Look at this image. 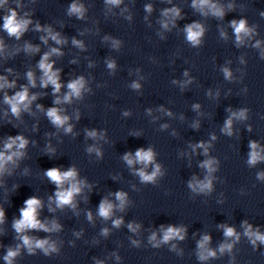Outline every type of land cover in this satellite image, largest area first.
Instances as JSON below:
<instances>
[{"label":"clouds","instance_id":"1","mask_svg":"<svg viewBox=\"0 0 264 264\" xmlns=\"http://www.w3.org/2000/svg\"><path fill=\"white\" fill-rule=\"evenodd\" d=\"M108 4L111 5H119L121 3V0H106ZM199 6L204 7L208 6L211 10L213 15L222 17L224 15L223 9L220 7H217L215 4H210V0H199ZM231 7V6H230ZM147 11H151V6H146ZM176 13V15H179L178 11L173 9ZM84 13V9L82 5H77L76 3H73L70 5L69 8V14H75L77 18H82ZM167 14V11L165 12ZM30 23L29 20H17L16 19V12L12 11L9 16H6L4 19V30L9 34V36H15L17 39L20 38L21 34L26 31L27 25ZM167 27V25H164ZM231 26L234 28V32L236 35V41L237 43H242L243 38L245 36H249L252 32V29H249L246 27V22L244 19H241L238 23L237 21L233 20L231 22ZM40 26L37 25V30H39ZM195 29V30H193ZM48 35L51 37L52 40H54L57 44L64 43L65 41H62L61 39L58 38V34H53L50 29L47 30ZM187 34H188V40H190L193 44H198L199 43V37L203 34V28L199 24H193L187 28ZM41 39L46 43L47 38L46 37H41ZM73 44L77 46H81L80 42L73 39ZM257 46H259V42H257ZM26 50L30 52H36L39 51L38 48H33L31 45L26 46ZM3 51V43L0 41V52ZM52 54H57L60 55V50L58 48H53L51 52L45 53L41 60L39 61L38 67L42 70L43 72V77L41 79V87H48L51 85L53 87V93H57L61 89V83L59 82V70H53V63H49V57ZM109 68L114 67L112 63H109L108 65ZM9 71H11L9 69ZM225 76L230 77L231 73L228 71V69H224ZM27 78L29 83L35 87V80L33 78V73L29 71L27 73ZM0 81H3L0 83V89L8 87L12 88L15 86V81L9 83L7 79L3 76H0ZM84 86V81L83 78L77 79L73 82L68 83L67 87L70 90L67 95L64 96L65 101H69L72 96L79 97L81 89ZM134 87H138V85H134ZM37 97L35 95L29 97V92L27 87H23L21 91H18L15 93L13 96H8L7 94L4 97L5 103L10 105L11 112L13 115L18 116L21 107H23L25 110L28 108V105L35 100ZM60 101L57 100L56 103H59ZM39 107V105H38ZM241 117H243L244 113L241 112L239 114ZM47 116L51 119L52 123H54L57 126H62L66 123L68 120L67 116H61L58 114V111L55 107L50 108L47 111ZM231 121L229 120L227 122V127H230ZM66 131H71V127H68L65 129ZM94 135V133H92ZM9 143L5 144V149L10 150L13 148L15 145L17 149H23L27 143V141L22 137V136H17L15 138L9 137ZM19 141V143H17ZM251 147L255 148L256 145L252 144ZM21 153L19 151L13 152L11 155H5V153L0 152V171L3 170L4 165L7 161H11L14 156H19ZM136 157L140 162H143L145 165L149 163L152 160V153L151 151L144 152V151H137ZM127 159V157H126ZM258 159H260L259 155L256 152H253L251 155V160L250 163H255ZM133 161L128 160V163L131 164ZM209 167H210V162H209ZM159 172V168L156 169L155 172L152 173V175H145L143 171L140 172V176L142 177L143 180L145 181H151L154 179V177L157 175ZM47 176L51 179V181L55 182L57 185L62 184L66 180H70L74 178L75 172L72 170H69L67 172H64L61 174V172L56 169L52 168L47 171ZM210 188V183H202L199 185V190L203 191L205 189ZM79 187L76 184H72L71 188L67 191H62V192H57V202L58 206H63L66 204H71L73 194L79 192ZM117 199L121 200V205H123V194L122 193H117ZM26 208L21 209V214H22V219L17 221L14 224V227L16 231L19 233L23 231L25 228H44V225L41 224L37 219H36V208L39 204V201L35 198H30L25 201ZM112 205L108 202H102L99 208V214L100 216L104 218H108L111 210H112ZM3 212L0 211V222H2L3 219ZM89 219H91V214H89ZM116 226H119L121 223L120 220H117L114 222ZM55 227V225H54ZM129 228L133 231H135V228L133 225H129ZM46 231L48 229H45ZM104 233L107 234V229L104 230ZM225 236L226 237H233L235 236L236 240H239V236L234 232V229L231 227H228L225 229ZM245 235L248 236L251 240V243L253 245L256 244L257 241L260 243L264 244V234H260L259 231L253 232L251 230V226L249 225L246 230H245ZM254 237V238H253ZM172 238H180L183 239L184 237L181 235V230L180 229H174V228H169L168 231L164 234L163 241L167 242ZM23 239V244L28 248L29 253H32L35 248H40L43 250L45 255L50 254L51 252H56L57 248L54 243H49L48 240H36L33 242L29 237L24 236L22 237ZM152 239H155V235H153ZM209 240V237L205 236L204 239L200 242L199 247L202 249L200 253V259H206L207 257H212L215 256L216 253L210 250H207L205 248V245L207 244ZM135 243V242H134ZM232 249V244H223L220 247V252L223 253L225 250L231 251ZM206 252V255H205ZM19 253V246L15 250L9 249L7 252V255L4 257V260L7 262V264H12L13 258L16 257ZM99 264V262H98Z\"/></svg>","mask_w":264,"mask_h":264}]
</instances>
